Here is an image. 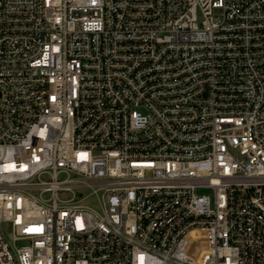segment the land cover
<instances>
[{"label": "built area", "instance_id": "2783aa9c", "mask_svg": "<svg viewBox=\"0 0 264 264\" xmlns=\"http://www.w3.org/2000/svg\"><path fill=\"white\" fill-rule=\"evenodd\" d=\"M0 264H264V0H0Z\"/></svg>", "mask_w": 264, "mask_h": 264}, {"label": "rangeland", "instance_id": "374dc122", "mask_svg": "<svg viewBox=\"0 0 264 264\" xmlns=\"http://www.w3.org/2000/svg\"><path fill=\"white\" fill-rule=\"evenodd\" d=\"M86 203L89 204V205L97 206V202L94 201V200H91V199L87 200ZM5 230H6V233H7L8 235H10V232H11V231H10V227H9L8 225H5Z\"/></svg>", "mask_w": 264, "mask_h": 264}]
</instances>
